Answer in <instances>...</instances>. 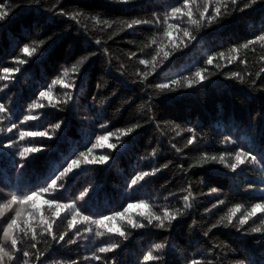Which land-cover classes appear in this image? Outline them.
<instances>
[{"label":"trees","instance_id":"obj_1","mask_svg":"<svg viewBox=\"0 0 264 264\" xmlns=\"http://www.w3.org/2000/svg\"><path fill=\"white\" fill-rule=\"evenodd\" d=\"M248 2L237 0V10L229 6L217 23L198 30L186 17L170 20L192 31L195 39L188 47L181 44L182 50L144 80L146 68L139 60L155 54L152 40L162 38L171 8L183 0H0L11 13L0 22V102L11 108L0 127L6 130L16 123L18 128L8 135L14 134L19 141L24 115L37 117L27 122L26 131L51 133L52 125L63 121L58 134L47 140L48 147L30 156L22 168L17 149L2 147L7 136L0 133V204L13 192L23 195L46 186L56 170L66 166V160L91 147L97 136L112 133L92 153H111L108 163L81 166L70 174L63 189L45 194L38 202L53 197L61 203L76 201L83 214L93 218L122 211L139 200H146L157 214L165 208L184 213L166 230L151 225L138 230L126 227L128 238L124 239L114 234L97 237L96 226L82 220L68 229L72 216L65 210L56 218L53 233H69L67 238L76 243L57 244L40 229L36 241L31 234L17 233L19 251L14 264H24L23 251L30 253L28 264H113V259L115 264H190L192 259L203 264H240L242 260L264 264V239L252 232L264 229V215L257 213L245 225L248 234L234 227L212 228L234 204L246 211L264 200V61L260 59L264 44L256 41L243 47L264 34V0L244 8ZM133 20L148 23L129 28ZM25 44L37 50L32 57L22 51ZM233 48L238 51L232 63L221 58L219 68L205 64L209 55H233ZM20 60L26 62L20 64ZM198 67H208L216 74L189 88L162 93L157 87ZM4 68L20 70L9 73L6 81ZM227 72L239 73V77L229 78ZM57 80L63 83H53ZM68 82L74 83L72 89H66ZM49 90L50 96H39ZM68 91L74 102L65 106L62 102ZM33 102L43 107L29 113L28 105ZM137 124L141 127L122 135L121 129ZM193 135L194 144L187 145ZM110 143L120 144L112 150L107 147ZM241 147L261 164L246 163L230 171L203 160L205 153L218 157ZM154 168L159 169L155 175L128 187L136 172ZM90 184L93 187L80 202V193ZM212 188L217 193L212 194ZM184 196L189 197L187 208ZM218 200L225 201L224 205L213 208ZM16 207L0 217V244L9 250L10 241L4 240L2 230L15 216ZM206 231L207 237L203 235ZM112 243L119 244L114 252L101 254V261L93 258L99 247ZM157 244L165 246L158 249ZM34 251L40 254L38 259ZM148 252L160 259L144 261Z\"/></svg>","mask_w":264,"mask_h":264},{"label":"snow or ice","instance_id":"obj_2","mask_svg":"<svg viewBox=\"0 0 264 264\" xmlns=\"http://www.w3.org/2000/svg\"><path fill=\"white\" fill-rule=\"evenodd\" d=\"M117 2H128V0H117ZM260 0H249L248 3L244 5V8H249L259 3ZM229 6L233 10H237V0H203L202 3H198L197 0H183L182 4L179 6H174L171 8L169 19L165 20V27L163 30L162 38L157 41L156 39L152 40V44L155 45V54L151 56L150 59H140L139 63L144 65L146 70L142 73L144 80L156 72L157 68L163 64L174 52L181 49V44L183 48L188 47V45L195 39V36L192 31H189L188 28H181L179 23L169 22L174 20L177 17H186L189 25L195 27V29H200L204 26H211L214 23H217L224 16V10ZM211 8V11H209ZM244 8H239V11H243ZM11 15L10 11L7 10V6L4 3H0V22L5 21ZM142 23H148V21L133 20L128 27L133 28L135 25H140ZM256 41H259L261 44H264V34L257 35L254 40H248L247 43L243 45L245 49L254 45ZM44 43V41H41ZM97 45L101 42L99 40L95 41ZM22 51L26 53L29 57H32L33 54L37 51L35 48L29 47L28 44H25L22 48ZM233 55L226 56L224 52L216 54V56L209 55L205 64L207 66H214L216 68L220 67L219 60L221 58L227 60L228 63H232L236 59L235 53L238 51L237 48H233ZM133 56L136 54L133 53ZM264 61V56L260 58ZM214 60L217 61L214 65ZM26 61L20 60L18 63L23 64ZM19 68H4V79L9 80V73L18 72ZM264 71V69H261ZM216 74L215 72H210L208 67H198L195 72L190 73L187 76L178 77L176 79H170L166 83H160L157 87L162 93L175 91L178 89H184L198 85L203 80L207 79L210 75ZM229 78L239 77V73L236 72H227L225 73ZM259 76V73H257ZM63 81H53L57 83ZM253 84L256 83L255 80L252 81ZM8 85L5 84L4 87ZM66 89H72L74 87L73 82H68L65 85ZM2 91V89H0ZM41 98L50 96L49 91H41L39 93ZM74 102V96L71 91L66 92L65 99L63 104L65 106ZM149 102L151 103V97H149ZM49 104H53L51 99ZM55 107V105L53 104ZM43 105L39 102H33L28 105V111L31 113L32 109H40ZM11 112L9 105L0 102V121L5 120L6 115ZM36 116L28 114L24 115L23 122L19 126V141L14 138L13 135H8L13 133V129H17L18 125L16 123H11V126L6 130L3 127H0V133H4V136H7L6 142H3L2 147L10 148L14 147L17 149L18 157V166L22 168L25 161L32 155L37 152H41L48 147L47 140L55 137L60 131L63 121L57 122L52 125V131L49 133L48 130L44 131H26L25 127L28 126L27 122L35 121ZM141 127L137 124L134 127H129L126 129H121V133L124 136H127L134 132L136 128ZM193 131L194 130H190ZM112 133H108L105 136H97L94 143L91 144V147H87L85 151H80L74 159L70 161L66 160V166H62V170L57 169L54 178L50 179V182H46V186L39 187L37 191L26 192L23 195H19L15 192L11 194V198L7 199L4 203L0 204V217L4 216V213L11 209L13 205H16L15 216L7 221V226L3 228V238L5 241H10V249L6 248L4 245L0 244V264H14V255H18L17 249V233L31 234V239L36 241L38 234V229L43 230L44 233H47L52 237L55 243L60 244L64 242L66 244H74L76 241L71 238H67L69 233H60L58 236L53 233V224L56 221V218L60 216L61 212L67 210V213H70L72 218L68 220V229H72L77 223L81 220L96 226L95 235L97 237H104L106 235H116L124 239L128 238V232L125 230L126 227L131 229H141L148 226H154L159 229H170L172 222L177 218L183 216V212L176 210L175 212L165 208L164 211L160 214H157L151 209V206L146 200H139L137 203H129L127 207H124L122 211H113L110 215H100L98 218H93L91 215H84L78 206V202L73 201L70 203H61L58 199L53 197L52 199H44L43 203H39L38 199L43 198L45 194L57 192L60 189H63L66 185L70 174L74 170L80 168L81 166L86 165H103L108 163L111 157L109 155H100L93 156L92 153L95 149L103 147L101 141L108 140ZM36 138L34 141L29 140L28 138ZM230 139V138H229ZM196 137L193 135L187 141V145H193ZM122 142V141H121ZM120 142V143H121ZM227 142V141H226ZM119 143V144H120ZM234 143V142H233ZM119 144L110 143L107 145L109 149L115 150ZM39 145V146H37ZM172 147H175L173 144ZM179 151V149H177ZM231 158V159H229ZM204 162H215L224 165L230 171H235L242 165L246 163L261 164L258 157H256L250 151L245 150L243 147L239 148L234 152H223L218 157L213 155L211 157L205 153L203 157ZM164 167H167L165 165ZM159 169H152L151 171H138L132 176L130 183L128 184L129 188H134L139 185L141 182L145 181L149 176H153L158 172ZM59 182V184H58ZM93 185H89L84 188V190L79 195V201L81 202ZM258 187L257 185H248L247 188ZM218 189L212 188L211 193H217ZM185 201V208L189 207L187 201L188 196L183 197ZM225 201L218 200L217 204H214L212 207L216 208L218 205H224ZM46 206V207H44ZM139 208L140 211L133 212L132 209ZM242 205L239 203L234 204L232 207L228 208L226 215L222 216L219 221L212 225V228L217 227H234L237 231H241L245 234H248L245 229V225L252 220L253 217L260 213L264 215V200H260L257 203H253L250 208L246 211H241ZM210 209H205V212H210ZM66 213V214H67ZM239 213V215H237ZM139 217V219L137 218ZM130 217V219H129ZM143 221V222H142ZM195 224V221H193ZM90 230V229H89ZM254 233H260L261 238L264 239V229L254 228L252 229ZM79 234V233H77ZM208 232H204L205 237L208 236ZM164 244H157L156 247L164 248ZM119 247L118 243L105 244L98 248L96 252L93 253V258L96 261L102 260L101 254H107L114 252L116 248ZM32 248L35 250V243L32 244ZM33 255L38 259L39 253L37 251L33 252ZM30 253L28 251H23L24 264H28V258ZM144 261H154L159 260V257H154L152 252H148L144 257ZM72 264H77L76 261H73ZM113 264L115 260L113 259ZM190 264H203L202 261L192 259ZM240 264H245L242 260Z\"/></svg>","mask_w":264,"mask_h":264},{"label":"clouds","instance_id":"obj_3","mask_svg":"<svg viewBox=\"0 0 264 264\" xmlns=\"http://www.w3.org/2000/svg\"><path fill=\"white\" fill-rule=\"evenodd\" d=\"M137 210H138V211H140V209H139V208H137ZM129 219H130V217H129Z\"/></svg>","mask_w":264,"mask_h":264}]
</instances>
